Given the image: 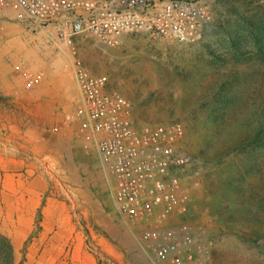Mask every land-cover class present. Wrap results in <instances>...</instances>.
<instances>
[{"label": "rangeland", "instance_id": "rangeland-1", "mask_svg": "<svg viewBox=\"0 0 264 264\" xmlns=\"http://www.w3.org/2000/svg\"><path fill=\"white\" fill-rule=\"evenodd\" d=\"M204 1L211 20L201 41L143 31L114 44L88 32L77 38L83 61L132 101L139 130L173 120L186 127L194 164L180 174L189 200L164 222L119 212L98 137L66 117L80 98L72 61L27 19L0 32V156L25 163L6 182L25 192L35 180L47 186L38 209L3 211L0 233L20 244L16 264H168L157 257L160 240L137 236L151 226L193 236L213 264H264V0ZM23 59L32 71L48 69L33 89ZM45 138L60 141L59 155L37 157ZM6 256L0 239L1 264Z\"/></svg>", "mask_w": 264, "mask_h": 264}, {"label": "built area", "instance_id": "built-area-1", "mask_svg": "<svg viewBox=\"0 0 264 264\" xmlns=\"http://www.w3.org/2000/svg\"><path fill=\"white\" fill-rule=\"evenodd\" d=\"M15 19H27L45 30L51 48L72 61L81 99L66 110V117L98 137L99 153L115 182L119 212L134 222H164L181 211L189 195L180 172L194 164L185 149L184 123L173 120L139 130L132 101L111 88L108 76L94 73L83 61L77 38L88 32L114 44L125 33L143 31L172 41H201L211 20L206 1L0 0V32ZM21 66L28 88L48 74L46 67L28 69L26 59ZM137 236L146 242L160 240L156 254L168 264H213L209 248L193 236L163 235L153 226Z\"/></svg>", "mask_w": 264, "mask_h": 264}, {"label": "crops", "instance_id": "crops-1", "mask_svg": "<svg viewBox=\"0 0 264 264\" xmlns=\"http://www.w3.org/2000/svg\"><path fill=\"white\" fill-rule=\"evenodd\" d=\"M76 83V81H75ZM74 83V92L76 91L77 95V83L75 86ZM80 95V94H79ZM81 96L78 101H80ZM35 113V112H32ZM46 139V138H45ZM36 151L39 152V156L37 157H56V155L60 154V141L59 140H53V139H46L44 141L38 142L35 145ZM34 148V146H32ZM0 179H3V184L0 187V231L3 230V222H2V216L3 211L5 209H18V210H25V209H31L36 210L40 207V205L43 202L44 194L47 192V186L44 183L43 180L39 179L38 181H34V185L29 188L26 192H29L30 199L32 200L31 203L27 206V203L25 199H22L23 196L26 195L25 191L22 190H13L9 187L8 183L6 182L7 179L12 178V173L14 171L24 168L25 163H22V161L18 158L13 157H2L0 156ZM30 190V191H29ZM17 195L19 197H17ZM15 196L17 198H15ZM22 196V197H21ZM57 199L53 198L52 201H49L48 204H56ZM12 204V205H10ZM175 214V213H174ZM174 214L170 217V220L174 219ZM169 223L165 222L163 225H167ZM15 241V240H14ZM14 247L17 250L20 248V244L16 242L14 244Z\"/></svg>", "mask_w": 264, "mask_h": 264}, {"label": "trees", "instance_id": "trees-1", "mask_svg": "<svg viewBox=\"0 0 264 264\" xmlns=\"http://www.w3.org/2000/svg\"><path fill=\"white\" fill-rule=\"evenodd\" d=\"M258 26V34H261L262 36H264V20L261 21ZM249 29L253 30L254 29V25L250 24ZM260 121H263L264 123V110L262 111V116H260ZM0 239H2L4 241V245L7 251V256L5 258V264H16L14 261V256H15V248L13 245V242L4 234L0 233ZM1 264V263H0Z\"/></svg>", "mask_w": 264, "mask_h": 264}]
</instances>
